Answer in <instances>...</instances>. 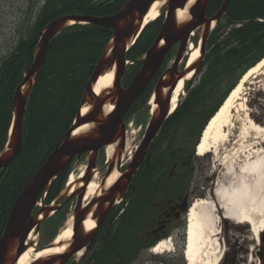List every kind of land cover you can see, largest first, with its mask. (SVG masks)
Returning a JSON list of instances; mask_svg holds the SVG:
<instances>
[{
    "label": "trees",
    "instance_id": "obj_1",
    "mask_svg": "<svg viewBox=\"0 0 264 264\" xmlns=\"http://www.w3.org/2000/svg\"><path fill=\"white\" fill-rule=\"evenodd\" d=\"M126 1L43 0L41 8L28 19L29 26L20 33L15 46L0 59V153L7 142L15 89L32 63L35 52L33 43L45 27L53 20L68 15L96 18L113 16ZM222 2L209 0L205 16L210 18L215 15ZM162 22L163 15L160 14L145 27L134 46L126 53V61L133 65L124 77L125 86L130 84L139 70L137 60L152 45ZM111 37L110 30L90 25H73L63 30L49 44L43 67L26 104L22 149L12 164L0 173V237L16 197L72 127L92 69ZM172 49L160 70L168 62ZM263 59L264 0H229L225 15L216 23L207 39L205 55L194 78L196 84L190 88L185 84V97L165 121L159 138L154 141L157 145L154 161L164 156L161 148H165V151L170 149V153H167L168 161H176L177 154L183 151L185 156L193 155L207 123L240 78ZM157 75L129 109L124 122L142 111ZM68 173L69 167L53 182L49 191L41 193L39 200L44 196V206L52 204L61 193ZM59 223V216L55 215L44 227L50 231L56 229ZM154 263L169 264L158 257H154Z\"/></svg>",
    "mask_w": 264,
    "mask_h": 264
},
{
    "label": "water",
    "instance_id": "obj_2",
    "mask_svg": "<svg viewBox=\"0 0 264 264\" xmlns=\"http://www.w3.org/2000/svg\"><path fill=\"white\" fill-rule=\"evenodd\" d=\"M189 1L127 0L118 13L109 17L62 16L50 22L41 32L38 39L34 41L35 52L32 63L27 69L22 82L15 89L12 98V121L9 129L11 133L7 147L5 146L3 152L0 153V173L12 164L22 149V127L26 104L29 93L43 67L47 48L51 41L63 30L73 25H90L112 32L110 41L96 66L92 69L90 80L85 88L79 111L72 127L64 139L50 153L41 168L26 183L9 211L0 237V264H16L18 259L29 248L39 254L56 247L52 243L38 250L34 247L35 243L26 245L31 233L37 235L41 224L57 212V205L63 199L62 196H58L51 206H43L36 215H32V212L38 207L37 203L41 193L46 192L52 183L66 171L74 159H79L83 155H88L89 157V165L82 178L83 187H87L90 184L91 164L98 152L112 147L114 150L112 161L115 162L120 157V153L125 146L126 127L124 117L150 85L161 68L166 55L177 45L171 66L159 78L153 88L150 102L155 105L156 109L150 114L142 142L134 153L126 173L118 177L108 191H99L100 198L91 201L90 207L95 206L96 211L101 216L98 221L92 219L96 226L95 229L85 232L83 228V223L86 219L83 220L82 213L87 212L90 215L89 208L85 211H80L76 208L73 213L71 226L72 237L66 245V249L58 255H48L34 259L30 264H66L93 242L97 228L105 218L108 208L122 196L123 191H119V188L125 186L138 170L145 159L150 144L158 136L165 121L172 114L170 112V104L172 95L179 82L183 80V87L185 84L188 85V88L191 87L192 81L185 78L191 73L192 68H195V77L202 61L201 58L204 54L207 39L215 28L216 23L225 15L229 5V0H223L217 13L207 18L205 10L209 0H195L186 9ZM155 2L161 3L159 11L165 10L162 25L150 48L137 62L140 64L139 70L133 76L130 84L126 88H122L121 81L130 64L126 62L125 55L134 46L145 27L149 24L144 25V19ZM178 10L186 12V18L181 22L177 21ZM196 35H198L199 44L198 46L193 44V48L199 50L200 57L194 65L191 67L186 66L181 73H177V68L191 46V40ZM109 73H112L113 76L111 88L102 91L99 95H94L93 87L97 80ZM262 87L264 88V84ZM106 106L112 107V110L107 114L104 113ZM148 106H151L150 103L146 104L142 111ZM83 108L88 109L85 115H81ZM84 126H88L86 131L73 135L77 129ZM203 132L204 130L200 135L197 146ZM80 190L74 191L71 195H67L68 191H65V198L77 196L80 201L86 193V191ZM40 203H42V200H40ZM188 211L189 207L187 208ZM57 247H62V244Z\"/></svg>",
    "mask_w": 264,
    "mask_h": 264
},
{
    "label": "flooded vegetation",
    "instance_id": "obj_3",
    "mask_svg": "<svg viewBox=\"0 0 264 264\" xmlns=\"http://www.w3.org/2000/svg\"><path fill=\"white\" fill-rule=\"evenodd\" d=\"M173 48L177 49V45ZM178 68L177 73H180ZM167 69L158 72L156 82ZM160 132L150 144L145 159L138 170L123 186L125 188L122 185V188H119V191H123L122 196L108 208L105 218L97 228L93 242L66 264H134L140 259L141 255L152 253L151 251L155 246L165 239L169 240L170 243H174L176 247L183 243L187 208L190 207L196 193H199L197 190H192L190 186V176L194 170V154L185 156L183 155L185 151H183L177 154L176 161H168L169 155L167 153H170V149L165 151V148H161L160 151L164 156H159L154 161L157 154V145L154 141L159 138ZM101 152L103 153V150ZM133 155L124 161L119 157L115 162L111 160L105 165L102 162L100 163L99 159L101 157L97 154L91 164L89 183L93 182L97 175H101L97 191H108L109 188L106 187L108 178L113 173H117L118 177L123 176ZM86 158L87 162L83 170L84 173L86 172L89 157L83 155L79 159H74L68 166L67 178L70 173L80 170L78 167ZM82 178V176L79 177L72 185L65 181L61 191L65 189L66 183L67 189L65 191H72L70 194L80 189V191H86L90 184L83 187L81 184ZM49 189L50 187L46 191H49ZM100 197L101 195L98 194L92 197L91 201ZM84 198L83 196L79 201L77 196L67 197L59 202L57 212L51 217L58 215L60 223L56 229L50 231L44 226L51 217L41 224L37 233L38 241L34 246L36 249L40 250L53 243L55 234L65 222V213L69 207H72L71 214L74 213L76 208L80 211L89 208L91 214L82 213L83 220L90 217V219L98 221L101 218L96 211V207H90L91 201L86 205ZM40 239L42 242H39ZM30 244H34V239L29 238L27 246ZM260 259L264 264V236L260 244Z\"/></svg>",
    "mask_w": 264,
    "mask_h": 264
},
{
    "label": "bare ground",
    "instance_id": "obj_4",
    "mask_svg": "<svg viewBox=\"0 0 264 264\" xmlns=\"http://www.w3.org/2000/svg\"><path fill=\"white\" fill-rule=\"evenodd\" d=\"M195 0H190L186 5L189 8ZM160 2H155L149 9L144 25L151 23L158 18ZM185 9V10H186ZM186 18L185 11H177V21L181 22ZM199 55V50L190 46L188 48L187 67H191L196 63ZM192 72L186 76L189 80ZM24 77V76H23ZM242 78V77H241ZM240 78V79H241ZM264 59L238 81L236 87L227 96L217 113L207 123L202 134L200 142L196 147V156L203 157L208 153H216L220 147H223L229 140L230 133L233 130H240L246 127L245 136L255 133L256 135L264 132V127L253 125L247 119V93L250 87L260 88L264 84ZM23 79V78H22ZM112 73L101 76L93 87L94 95H99L102 91L110 89L112 86ZM183 92V80L176 87L170 104V112L173 113L174 108L178 103L179 97ZM151 110L155 111V105L150 102ZM112 110V107L106 106L104 113L107 114ZM88 109L83 108L81 115H85ZM12 121V120H11ZM74 122V121H73ZM88 126L77 129L73 135L86 131ZM11 130L8 132L7 142ZM23 136V131H22ZM245 138V137H244ZM242 138V139H244ZM6 142V147H7ZM23 143V139H22ZM112 147H108L107 155H111ZM3 152V151H2ZM243 155V163L238 168L234 166L228 167L224 173L229 177V182L219 184L213 190V202L209 199L195 201L190 205L186 215V235L184 247V260L186 264H218L219 258H214L212 247L218 245L217 237L219 235V216L225 221L234 222L236 225L249 226L251 234L254 238H258L264 231V152L249 149L244 146L239 147V151L228 153L226 162L231 164V161H237ZM118 178L117 173H113L106 182V187L109 188ZM73 184V179H70L69 184ZM97 184L90 183L86 190L84 201H88L95 196ZM72 191H70L71 193ZM72 217L68 220L64 230L56 237L54 249L43 251L36 254L32 248L28 249L17 261L16 264H30L34 259L45 257L48 255H58L66 249V245L72 237ZM85 232L92 231L95 228V223L88 217L83 223ZM62 244V247L57 246ZM170 251V246L167 243H159L151 252L154 255H162Z\"/></svg>",
    "mask_w": 264,
    "mask_h": 264
},
{
    "label": "rangeland",
    "instance_id": "obj_5",
    "mask_svg": "<svg viewBox=\"0 0 264 264\" xmlns=\"http://www.w3.org/2000/svg\"><path fill=\"white\" fill-rule=\"evenodd\" d=\"M42 3L43 0H0V59L5 55V53H7V51H9L12 47L15 46L16 42L19 39L20 33L29 26L28 19L34 12L41 8ZM160 14L164 16L165 10H160L158 16H160ZM198 42V35H196L190 43L191 46H193V44L198 46ZM176 50V48L172 49L171 56L168 62L163 67V69L161 70V72L171 66ZM204 55L205 48L203 56ZM201 59H203V57ZM139 60H137V62ZM187 60L188 50L182 60L183 62L179 65L178 72L181 73L185 69ZM131 65L132 64L130 63L127 68V71ZM191 72L192 76L189 81H192V87L196 84V79L193 80L195 68H192ZM197 72L195 75H197ZM156 80L153 83L154 85L151 88V93L146 104H149L152 100V89L156 84ZM123 82L124 78L122 79L121 83L122 88L127 87L123 84ZM185 95L186 92L185 90H183L182 95L178 99V104L185 97ZM246 99L248 102L247 120L255 126L264 127V88L262 86H260V88L257 87L255 89L254 87H250V91H248ZM151 112V106H148L145 110L132 115L125 122V146L123 151L120 153V158L123 159V161L132 156L136 148L139 147L144 136L147 124L149 122ZM246 129V127H243V129L240 130H233L230 133L228 142L223 147H220L216 153H208L203 157H197L194 152V170L192 175L190 176V186L192 187V190H197L200 194L196 193V195L193 197V201L191 202V204L195 201L204 199L212 200L213 196L211 191L214 190V187L218 186L219 184H226L229 182V177H226L224 175V173L228 170L227 168L230 166H234V169L238 168L239 165H242V154H240L241 158H238L236 162L231 161V164L229 162H226V160L224 159H229V152L233 154L234 151H239V147L241 146H244L249 149L255 148L256 150L264 152V132L259 133L257 135L255 133H252L245 136ZM107 149L108 148H106L103 153L101 151L98 153L101 157L99 159L100 163L102 162L105 165H107V163L112 160V157L114 155L113 150L111 152V155L108 156ZM86 162L87 158L78 167L80 169L78 172L69 174L66 181L67 183H70L71 178L73 179V182H75L79 177H83V170L86 165ZM100 178L101 175H97L96 179L93 181L95 184H97L96 191L99 187ZM67 183L64 186L65 189H67ZM69 185H72V183ZM65 189L59 194V197L62 196L63 199H65ZM98 192L96 193V195L99 194ZM67 195H71L70 191H68ZM91 199L92 197L88 201H84V203L87 205V203L91 201ZM37 204L38 207L35 209V213H37L43 207V201L42 203H39L38 201ZM71 212L72 207H69L68 211L65 213V222L62 224L59 231L55 234V239L65 228L70 217H72L73 219V214H71ZM217 215L219 218V235L216 238L218 241V245L212 247V250L214 252L213 257L219 258L218 264H262V260L260 259V244L261 236L264 235V231L256 239L251 234V228L249 226L242 227L240 225H236L234 222H229L221 219V216H219L218 213ZM30 239H34V243H37L38 241V237L37 235H35V233H31ZM165 240H163V242ZM40 241L42 242L41 239L39 240V242ZM184 244L185 240L178 247H176L174 243H171L170 251L159 256L154 255L150 252L146 253L144 255H141L140 259L134 264H155L154 257H158L165 261H168L169 264H186L182 253L184 251Z\"/></svg>",
    "mask_w": 264,
    "mask_h": 264
}]
</instances>
